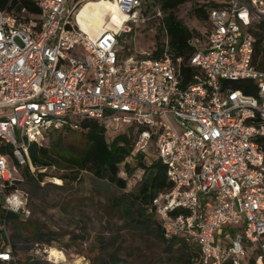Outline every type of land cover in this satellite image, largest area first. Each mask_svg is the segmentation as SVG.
<instances>
[{
	"label": "built area",
	"instance_id": "obj_1",
	"mask_svg": "<svg viewBox=\"0 0 264 264\" xmlns=\"http://www.w3.org/2000/svg\"><path fill=\"white\" fill-rule=\"evenodd\" d=\"M28 1L36 14L0 10L1 214L29 215L15 184L20 167L35 170L30 144L83 119L125 124L131 156L151 153L164 168L169 189L148 207L163 238L193 247L192 264H264V68L254 58L264 0L217 1L185 60L167 51L162 12L140 0H104L122 17L96 35L77 14L103 0ZM149 21L161 28L158 55L123 54L120 36ZM0 241V264H19Z\"/></svg>",
	"mask_w": 264,
	"mask_h": 264
},
{
	"label": "rangeland",
	"instance_id": "obj_2",
	"mask_svg": "<svg viewBox=\"0 0 264 264\" xmlns=\"http://www.w3.org/2000/svg\"><path fill=\"white\" fill-rule=\"evenodd\" d=\"M206 1L182 4L174 14L187 28L199 32L203 22L194 16L193 9ZM153 26L150 23L122 34L119 43L134 55L141 50L148 51L154 47ZM261 45L264 51V41ZM256 60L260 61L261 56ZM127 128L125 124L109 123L105 131L111 136ZM58 133V147L81 152L83 137L76 130L51 132L46 146L55 141ZM151 156L148 153L146 162L153 159ZM54 161L59 168L53 165L39 169L41 178L35 170L30 173L21 167L18 169L15 187L27 195L28 217L3 220L0 208V236L9 243L19 264H51L44 252L49 248L62 253L58 261L64 262L58 264H192L193 248L178 241L166 242L153 222H157V218L149 215V220H144L138 214L141 205L134 197L142 171L136 167L133 157L125 161L131 169L129 174L123 172L121 164L118 166V175L126 182L124 189L97 180L87 171L70 169L61 159ZM71 175H74L73 180L69 179ZM246 260L243 257L244 263Z\"/></svg>",
	"mask_w": 264,
	"mask_h": 264
},
{
	"label": "trees",
	"instance_id": "obj_3",
	"mask_svg": "<svg viewBox=\"0 0 264 264\" xmlns=\"http://www.w3.org/2000/svg\"><path fill=\"white\" fill-rule=\"evenodd\" d=\"M146 3L145 11L149 9H157L162 12V25L166 31V48L168 53L173 57H182L186 59L191 52L190 47L186 44V39L191 35H196L198 32L187 28L179 19L176 18L174 11L182 4L193 0H144ZM149 1V3H147ZM218 0H207L205 3H200L193 9L194 16L201 20L204 24L207 18V10L218 6ZM21 8L25 9L28 14H36L37 8L28 0H0V10L6 12L17 13ZM150 22V21H149ZM153 24L152 22H150ZM150 23L148 25H150ZM147 24L143 27L148 26ZM155 29L152 32L154 40V49L152 55L156 56L161 50V28L154 25ZM156 28L158 31H156ZM262 32L256 33V40L254 46V58L259 55L261 60L257 61L256 66L259 69L264 68V51L262 49ZM123 54H129L128 49L122 48ZM182 72H186L182 68ZM244 81L232 82V87H240L245 92L250 90L244 88ZM72 130H55L52 132H66ZM83 137L84 146L79 153H74L69 148H61L59 146L60 136L57 134L55 141L49 146L51 132L45 135L38 145L30 144L28 146V158L30 164L35 169L36 175L41 178L42 174L38 173L39 169H48L55 165L56 159H61L65 162L66 167L75 169L77 171L84 170L89 172L95 179L105 181L109 185L117 188H125V179L119 177V165H122L123 172L129 174L131 169L125 163L128 158L133 157L136 161V167L142 171V179L139 184L137 193L134 197L140 203L141 207L137 209L138 214L144 220H149V215L153 217V213L149 211V203L152 197L161 191L169 189V185L165 181L163 166L153 158L150 162H146V157L143 154H136L131 156L133 135L131 129L114 135H107L103 125L92 119H83L79 122V128L76 130ZM61 167V166H60ZM28 172L27 168H24ZM62 178V177H60ZM71 180L74 175H71ZM3 220L16 219L18 216L7 213L1 214ZM155 226L159 229L156 221H153ZM160 230V229H159ZM161 232V231H160ZM173 241L167 239L166 242ZM180 241V240H179ZM181 245L184 246L182 241ZM18 261V259L16 258ZM64 262V261H63ZM222 264H230L228 262ZM250 264H253L250 261Z\"/></svg>",
	"mask_w": 264,
	"mask_h": 264
},
{
	"label": "bare ground",
	"instance_id": "obj_4",
	"mask_svg": "<svg viewBox=\"0 0 264 264\" xmlns=\"http://www.w3.org/2000/svg\"><path fill=\"white\" fill-rule=\"evenodd\" d=\"M121 17L122 15L116 11L114 5L104 0L87 2L77 14L79 23L87 27L92 35L98 34L103 28L114 29L115 25L119 24ZM54 182L60 183L57 179H54ZM45 253L47 254V259L54 263H57L59 256L62 255L61 252L54 251L53 248H49Z\"/></svg>",
	"mask_w": 264,
	"mask_h": 264
},
{
	"label": "crops",
	"instance_id": "obj_5",
	"mask_svg": "<svg viewBox=\"0 0 264 264\" xmlns=\"http://www.w3.org/2000/svg\"><path fill=\"white\" fill-rule=\"evenodd\" d=\"M163 237V236H162ZM164 240L166 241V239L164 238ZM173 241H178V242H181L179 241V239H173ZM185 246V245H184ZM187 247V246H186ZM189 248H193V247H189ZM194 249V248H193Z\"/></svg>",
	"mask_w": 264,
	"mask_h": 264
}]
</instances>
